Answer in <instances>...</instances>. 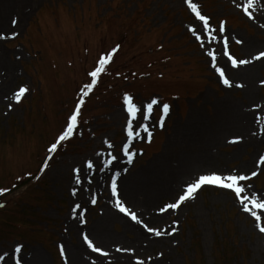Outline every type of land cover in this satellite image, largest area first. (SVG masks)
<instances>
[{"label":"rangeland","instance_id":"1","mask_svg":"<svg viewBox=\"0 0 264 264\" xmlns=\"http://www.w3.org/2000/svg\"><path fill=\"white\" fill-rule=\"evenodd\" d=\"M192 2L211 19L209 24L217 30L219 41L224 35L220 30L224 24L229 43V27L247 37L264 39L263 27H257L241 7L238 9L227 0ZM31 3L32 10L15 30L19 35L13 39L14 32L10 33L1 45L5 61L14 71L6 83L14 98L0 105V189L9 190L0 195V204L4 205L0 207V263L6 252L11 254L13 264H23L22 253L39 250L47 264H65L66 246L83 242L85 234L81 231L98 219L104 203L100 198H90L81 204L70 182L77 170L88 168L89 162L94 167L88 169L97 175L103 167H98L94 159L108 166L106 161L112 155L123 154L129 119L124 98L131 95L134 103L145 107L152 100L160 101L153 110L155 123L149 126L153 142L148 143L147 133L142 130V138L131 147L134 162L127 163L125 157L128 169L134 173L167 153V143L177 123L186 122L194 112L205 117L212 115L217 101L228 94L219 79L217 67L221 66L213 67L208 55L214 46H202L191 31L195 21H202L187 0ZM230 51L236 59L246 57L239 41L231 44ZM261 51L264 50L260 47L251 56ZM109 55L112 59L95 88L82 97L84 86L92 82L90 73ZM257 81L261 83L263 103L264 70ZM22 87L29 91L17 103L16 94ZM229 96L240 102L244 92L238 90ZM81 99L84 106L76 133L62 142L55 155L50 153L49 148L65 131ZM163 104H168L172 113L165 128L158 126ZM263 110L264 106L260 115ZM259 131L264 134V124ZM218 153L222 170H192L179 179H195L198 174L213 171L236 174L241 166L253 161L257 163L253 170L257 175L243 183L251 186L250 194H264V164L260 163L264 141L259 149L224 143ZM44 163L48 167L41 169ZM252 172L246 175L251 176ZM77 177L76 181L87 183L94 178L87 174ZM110 177L116 179L114 174ZM105 185L111 196L108 178ZM185 191L162 201L156 209L176 202ZM124 204L139 217L136 209ZM179 210L157 228L173 238L172 244L160 245L145 254L130 252L127 257L104 264H264V233L259 231L264 216L257 222L243 210L231 190L203 188L200 195ZM72 212L80 217L81 230L69 229ZM119 213L132 220L120 210ZM110 232L127 242L134 239V234H125L119 221L110 226Z\"/></svg>","mask_w":264,"mask_h":264},{"label":"bare ground","instance_id":"2","mask_svg":"<svg viewBox=\"0 0 264 264\" xmlns=\"http://www.w3.org/2000/svg\"><path fill=\"white\" fill-rule=\"evenodd\" d=\"M31 1L0 0V105L14 98L6 87L7 77L12 75L14 71L9 68V64L5 61V52L1 47L4 45L5 39L2 37H8L10 33H15L16 28L22 24L32 10L34 4ZM227 1L238 9L240 7L243 9L247 4V0ZM249 11L252 12L253 23L257 27H263L264 30V0H256V6ZM13 21L18 22L13 24ZM194 28L197 34H204L202 23L195 21ZM229 36L231 44L239 41L242 54L246 56L245 59L252 62L248 65H242L239 69L232 68L224 58V54L222 55L221 43L214 42L211 45H204L208 49L214 46L217 62L221 67H225L233 84L231 88L223 84L228 96L217 101L212 115L205 117L201 112H194L186 122L177 123L169 137L167 153L153 159L148 165L134 173L128 169L125 155L117 154V161L111 166H104L97 158L94 159L98 167H103L97 175L92 174L91 170L87 167L84 168L83 165H81L83 168L79 169L78 174H74V177L78 176L77 178L86 174L94 176L89 183L83 182L81 179L76 181L73 177L70 185L75 188L76 200L81 204L88 203L90 198H100L104 201L98 219L81 232L87 235L102 251L107 252L108 256H103L101 252H94L83 240L82 243L79 241L76 245L72 243V246H66L67 264H104L108 260L127 257L130 252L145 254L160 245L172 244L173 238L170 235L165 233L157 237L154 232H148L143 224L157 229L160 224L166 223L170 217L180 212V210L175 212L172 209L168 210L169 212H161L160 208L156 209L158 204L164 200L173 199L194 180V176L185 178V180H180V176L184 173L188 174L192 170L198 172L221 169L218 151L224 143L231 144V141L236 140L235 144L240 148L255 146L259 149L262 146L264 134L262 135L259 129L264 124V115H260L259 112L263 103L261 101V83L257 81V77L264 70V58L257 61L255 56H251V52L260 47L264 50V39H260L259 36L250 38L241 32H233L231 27H229ZM240 84L244 86L238 87L237 85ZM238 90L244 92L240 102L234 100L233 96H229ZM124 111L127 113L126 108ZM154 120L153 115L152 120H145L144 123L150 126L155 123ZM141 132L142 127L140 134ZM256 168L257 163L249 161L235 173L249 174ZM116 173H120V178L117 181L120 199L137 210L138 218L143 221L142 224L129 221L121 215L114 198L106 193V179L112 174L116 177ZM202 190L197 195H200ZM79 220L80 217L77 213L72 212L68 218L69 229L72 231L81 230L78 226ZM118 221L123 223L126 235L134 234V239L131 242L122 240L120 235L116 237L111 234L110 226H115ZM117 249L120 250L117 251ZM20 256L23 264H47L45 255L39 250H32L24 255L22 253ZM12 261L11 254L6 252L5 259L0 264H13Z\"/></svg>","mask_w":264,"mask_h":264},{"label":"snow or ice","instance_id":"3","mask_svg":"<svg viewBox=\"0 0 264 264\" xmlns=\"http://www.w3.org/2000/svg\"><path fill=\"white\" fill-rule=\"evenodd\" d=\"M187 3L189 7L192 9L193 12H195L196 17L200 21L203 22L202 24V32L204 35H200L196 33V29L193 27L191 31L194 35H196V39L200 41L201 45H211L214 42L219 43L220 41L217 39V30L213 28L209 24V18H207L205 15H202L201 12L197 8V4L193 3L192 0H187ZM256 6V0H247L246 6L243 8V11L248 14L250 17H252V12L249 10L254 8ZM18 21H13V24L17 23ZM221 31L225 30V26H221ZM19 35V32H16L13 34L11 38H15ZM4 39H7L8 37H2ZM223 44H222V53L227 56L228 62H230V65L232 68L239 69L242 65H248L252 61L249 59H236L234 56L227 52L228 48V39L227 37H223ZM114 54V53H113ZM208 55L212 58V66L216 67V61L217 56L216 54L209 50ZM264 58V51H261L258 55L255 56V60H261ZM112 57L111 55L103 57L99 61V66L90 73V76L92 77V82L89 84H86L84 86V90L82 91L81 95L82 97H87L91 90L95 88L96 83L98 82V78L102 73L106 70V65H108L111 61ZM217 71L219 73V77L222 78L224 85L231 88L233 86L232 81L226 74L225 67H217ZM238 87H243V84L237 85ZM29 91L27 87H22L18 93L16 94V102L18 103L20 101V98L25 96V94ZM159 100H152L150 103L146 105H137L133 102V97L131 95H127L124 98V104L126 105V112L129 119L126 123V141L128 142L127 146L122 145V151L124 155H127L129 157L128 162H132V158L135 156V153L130 152V148L133 147L134 141L141 139L140 135V129L142 127V130L144 133H147V139L150 141L152 137V132L149 130L148 124L144 123L145 120H152L153 117V110L154 106L159 104ZM84 106V100L81 99L77 105V107L74 110V113L69 117V121L67 123L66 129L63 132L61 136H59L58 141L56 143H53L51 147L49 148L50 153L57 152L58 148L62 146V142L69 140L71 137L74 136L76 133V130L79 126V117L81 116V109ZM162 108V114L166 118L170 111V106L168 104L161 105ZM134 122H136L134 124ZM159 126L162 128L164 126V120L161 119L159 121ZM232 143H236V140L231 141ZM109 148H113L112 144L108 145ZM48 159H51V156L48 157ZM117 161V156L112 155L111 159L106 161L108 165H112L113 162ZM260 163L264 164V157L260 159ZM88 168L91 169L94 167L92 162L88 163ZM48 167L47 163H45L42 168L46 169ZM79 172V170H77ZM257 175L255 171L252 172L251 176L246 174H223L218 172H210L205 174L198 175L191 183L188 184L186 188V194L180 195L178 198V202H172L168 203L166 206H163L160 211L161 212H167L169 209H179L182 204H184L186 201L190 199L195 198V194L198 190H200L204 186H214L219 189L223 190H231L235 196L238 198L239 203L243 206V210L245 212L250 213L251 216L255 217V220L257 222H260L262 220V216H264V194L260 195H252L249 193L250 185H247L246 182L252 178V176ZM120 178V173H116V179H112V177H108L110 180V191L113 196L116 197V206L119 208V210L126 215H130L131 219L135 221L137 224H142L143 221L138 219L137 214L135 212H132L127 206H125L124 202L120 199V191H119V185L117 181ZM79 182V180H78ZM6 191V189H0V195H3ZM75 195V193H73ZM95 202V201H93ZM3 204H0V207H3ZM77 209H79V205L76 206ZM259 214H258V211ZM144 228L147 229L148 232H154V234L157 237H160L165 234L162 230L154 229L151 227H148L147 224H143ZM259 231L264 233V223L260 224ZM84 240L87 242V245L89 248H91L94 252H101L103 256H108L107 252H104L101 250V248L97 247L91 239L87 235H84ZM120 249H117L119 251ZM17 251H20V249H17ZM61 252H64L63 246H61ZM65 264H67V257H65ZM138 264H143V261H139Z\"/></svg>","mask_w":264,"mask_h":264}]
</instances>
